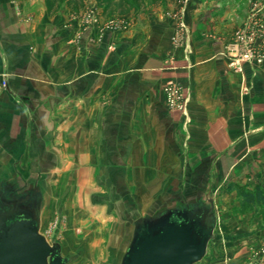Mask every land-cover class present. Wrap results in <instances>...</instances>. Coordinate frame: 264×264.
Here are the masks:
<instances>
[{"label": "crops", "instance_id": "crops-1", "mask_svg": "<svg viewBox=\"0 0 264 264\" xmlns=\"http://www.w3.org/2000/svg\"><path fill=\"white\" fill-rule=\"evenodd\" d=\"M244 1L85 0L50 14L46 0H0V178L46 177L42 221L51 202L117 197L143 214L197 173L216 210L229 182L264 186V65L239 57L264 38V6L255 24ZM169 84L184 110L168 107ZM228 243L198 264H250L253 245Z\"/></svg>", "mask_w": 264, "mask_h": 264}, {"label": "water", "instance_id": "water-1", "mask_svg": "<svg viewBox=\"0 0 264 264\" xmlns=\"http://www.w3.org/2000/svg\"><path fill=\"white\" fill-rule=\"evenodd\" d=\"M44 175L0 178V264H69L57 240L42 234ZM131 241L120 264H198L215 238L218 214L212 193L177 197L171 206L131 213Z\"/></svg>", "mask_w": 264, "mask_h": 264}, {"label": "rangeland", "instance_id": "rangeland-1", "mask_svg": "<svg viewBox=\"0 0 264 264\" xmlns=\"http://www.w3.org/2000/svg\"><path fill=\"white\" fill-rule=\"evenodd\" d=\"M244 4L251 5L250 16H252L254 13L255 15L257 14L253 10L254 5L257 4L263 8L264 0H245ZM244 6L242 5V7ZM262 12L258 14H262ZM258 16L257 19H259ZM21 173L26 179L36 177L35 171ZM205 175L206 173H197L195 175L197 180H194L193 187L181 193L179 192L178 195L188 196L196 193L199 190L197 184L201 182L199 179ZM10 176L18 178L19 175L10 172ZM232 183L241 185V183L236 181L229 182L226 184L227 186L219 189L217 193L219 197L217 205L219 219L215 238L211 241L208 251H212L217 245L228 248L230 245L228 242L233 238H237L240 243L246 242L253 245L252 257L258 245L264 242V237L260 234L264 232V207L243 206L238 191L228 187ZM202 185L200 188L203 192L209 193L210 188L204 182ZM242 186L250 190L245 185ZM259 186L264 189V186ZM254 190L255 188L250 191ZM50 193L48 188V195ZM169 199L163 202L167 203ZM82 200H85V198H82ZM173 204L174 201H169L167 204L160 203V205L167 206ZM47 206L49 208H47L42 221L41 232L47 237L49 242L57 240L61 243L63 256L71 258L69 264H120L122 256L131 241L133 230V221L128 211L129 206L120 197L114 198L106 204L96 203L94 206L102 208L103 211L99 214L95 213V215L91 211L94 206L90 203L81 202V204H73L71 208H67L66 204L51 202ZM224 211H229L228 213L232 215H227ZM236 230L241 234L238 235L232 232Z\"/></svg>", "mask_w": 264, "mask_h": 264}, {"label": "built area", "instance_id": "built-area-1", "mask_svg": "<svg viewBox=\"0 0 264 264\" xmlns=\"http://www.w3.org/2000/svg\"><path fill=\"white\" fill-rule=\"evenodd\" d=\"M254 11H262V7L257 4L254 5ZM255 13L251 16L254 23L258 22L257 16ZM239 38H243L240 37ZM240 59L243 62L256 63L258 65H264V38L252 34L247 37V41L244 47V50L240 54ZM240 60H237L236 63L239 65ZM8 87V75L5 73L0 74V89H6ZM166 94L167 105L170 109H182L184 106L180 104V91L177 87L172 84L167 85L164 88ZM250 264H264V242L253 252L251 257Z\"/></svg>", "mask_w": 264, "mask_h": 264}, {"label": "trees", "instance_id": "trees-1", "mask_svg": "<svg viewBox=\"0 0 264 264\" xmlns=\"http://www.w3.org/2000/svg\"><path fill=\"white\" fill-rule=\"evenodd\" d=\"M154 2L157 0H153ZM160 1V0H159ZM66 3L73 9H80L85 5V0H46L50 14L57 12L61 5ZM145 3V0H98L99 6L104 10L123 11L124 9L138 8ZM229 188L236 189L241 198L243 206L264 207V189L257 186L254 191L245 189L242 185L232 183Z\"/></svg>", "mask_w": 264, "mask_h": 264}]
</instances>
